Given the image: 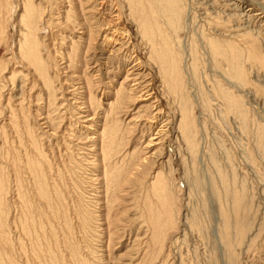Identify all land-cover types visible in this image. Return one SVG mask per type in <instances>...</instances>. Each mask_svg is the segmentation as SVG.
<instances>
[{
  "label": "rangeland",
  "instance_id": "1",
  "mask_svg": "<svg viewBox=\"0 0 264 264\" xmlns=\"http://www.w3.org/2000/svg\"><path fill=\"white\" fill-rule=\"evenodd\" d=\"M179 3L184 98L127 0H0V264H264V0Z\"/></svg>",
  "mask_w": 264,
  "mask_h": 264
},
{
  "label": "bare ground",
  "instance_id": "2",
  "mask_svg": "<svg viewBox=\"0 0 264 264\" xmlns=\"http://www.w3.org/2000/svg\"><path fill=\"white\" fill-rule=\"evenodd\" d=\"M72 1V0H71ZM116 1V0H115ZM129 1V2H128ZM137 1H139V0H137ZM136 0H127V3L129 4V10H130V16H131V18L134 20V21H132L133 23H135L136 24V28L138 29V31H139V33L141 34V36H142V39L149 45V49H150V55H149V59L151 60V63H152V61H154V63H155V65L157 66V69H158V75H160L159 77H161V80L163 81V84L165 85V87L167 88V92H170V93H172L173 95H174V97L175 96H177V95H180V98H184L183 97V95H182V97H181V94H182V92H181V89L183 90V88H181L180 89V86L178 85V82H179V80L177 79V76H176V74H175V67H176V63H177V61H178V57L176 58V57H173V55H175V54H173L172 55V53L175 51V49H177V48H171L172 46H170L169 47V43H172V42H170L171 41V39H170V41H169V43H168V34L166 33V31L163 29V24H165L166 22L167 23H169V24H172V25H174L175 23H177L178 24V18L180 17V16H182L181 15V12H182V6H184V5H180V3H179V1L178 0H149L148 2H146V9H145V7L144 8H142L141 7V5L139 6V4L140 3H138ZM141 1V0H140ZM162 1H164L163 3V5L160 7V2H162ZM124 2V1H123ZM184 2V1H183ZM81 3V2H80ZM84 3V2H83ZM73 4V3H72ZM126 4V3H125ZM30 5H32V4H30ZM80 5V4H79ZM249 5V4H248ZM74 6V5H73ZM252 6V5H251ZM255 6V5H254ZM33 7V6H32ZM40 7V6H39ZM253 7V6H252ZM255 8L256 7H254L253 9L255 10ZM36 9V8H35ZM80 9H81V7H80ZM84 9V8H83ZM24 10V9H23ZM28 10V9H27ZM82 10V9H81ZM81 10H79V11H81ZM161 10H163L162 12H164V14H160V16L161 17H163V19H165V21L166 22H163L161 19H160V17H158L159 16V13L161 12ZM183 10H184V8H183ZM249 10V9H248ZM251 10V9H250ZM258 10V9H257ZM10 11V10H9ZM32 11V10H31ZM74 11V10H73ZM120 11V10H119ZM25 12H27V11H25ZM34 12V11H33ZM129 12V11H128ZM83 12L81 11V15H83L82 14ZM99 13V12H98ZM182 13H184V12H182ZM27 14V13H26ZM33 13H31V15H32ZM34 14H36V13H34ZM114 14V13H113ZM119 14V13H118ZM125 14V13H124ZM260 14V13H259ZM31 15H29V22L30 23H32V22H34L33 21V16H31ZM103 15V14H102ZM115 15H117V14H115ZM250 15V14H249ZM256 15H258V14H256ZM84 16V15H83ZM88 16V18H89V15H87ZM91 16V15H90ZM94 16V15H93ZM113 16V15H112ZM120 16V15H119ZM264 16V15H263ZM22 17V16H21ZM78 17V16H77ZM115 17V16H114ZM117 17V16H116ZM123 17V16H122ZM261 17V16H260ZM25 18V17H24ZM84 18V17H83ZM93 18V17H92ZM101 18V17H100ZM103 18V17H102ZM106 18V17H105ZM108 18V17H107ZM110 18H111V16H110ZM118 18V17H117ZM243 18V17H242ZM80 19V18H79ZM130 19V18H129ZM85 20V19H84ZM99 20V19H98ZM110 20V19H109ZM113 20V19H112ZM117 20V19H116ZM47 21V20H46ZM105 21V20H104ZM108 21V20H107ZM120 21V20H119ZM3 22V21H2ZM28 22V21H27ZM28 22V24H30ZM86 22V21H85ZM112 22V21H111ZM117 22V21H116ZM121 22V21H120ZM162 22H163V24H162ZM180 22V21H179ZM26 23V22H25ZM35 23V22H34ZM39 23V22H38ZM99 23V22H98ZM97 23V24H98ZM101 23V22H100ZM108 23V22H107ZM8 24V23H7ZM84 24V23H83ZM88 24V23H87ZM90 24H93V22H91ZM104 24V23H103ZM110 24V23H109ZM112 24V23H111ZM129 24V23H128ZM176 24V25H177ZM32 25H34V24H32ZM75 25V24H74ZM107 25V24H106ZM114 25H116L115 23H114ZM113 25V26H114ZM118 25V24H117ZM30 26V25H29ZM87 26V25H86ZM100 26V25H99ZM120 26V25H119ZM118 26V27H119ZM25 28H26V24H25V26H24ZM38 27V26H37ZM82 27H84V26H82ZM89 27V26H88ZM95 27V26H94ZM103 27V26H102ZM107 27V26H106ZM115 27V26H114ZM124 27V26H123ZM167 27V26H166ZM113 28V27H112ZM111 28V29H112ZM169 28V27H168ZM1 29V28H0ZM4 29V28H3ZM33 29V28H32ZM37 29V28H36ZM35 29V30H36ZM117 29V28H116ZM115 29V30H116ZM172 29V28H171ZM110 30V29H109ZM114 30V31H115ZM170 30V29H169ZM176 30V29H175ZM4 31V30H3ZM26 31V30H25ZM116 31H118V30H116ZM136 31V30H135ZM171 31V30H170ZM169 31V32H170ZM0 32H1V30H0ZM31 32H33V31H31ZM87 32V31H86ZM99 32V31H98ZM120 32H121V29H120ZM120 32H119V34H120ZM29 33V32H28ZM89 33V32H88ZM87 33V34H88ZM110 33H112V32H110ZM32 34V33H31ZM31 34H29V35H31ZM106 34V33H105ZM123 34V33H122ZM27 35V34H26ZM114 35V34H113ZM125 35V34H124ZM174 35V34H173ZM22 36V35H21ZM89 36H91V35H89ZM96 36H98V35H96ZM116 36V35H115ZM94 37V36H93ZM102 37H104V36H102ZM108 37V36H107ZM119 37H122V36H119ZM177 37V36H176ZM111 38H114V37H112V35H111ZM127 38V37H126ZM169 38H170V36H169ZM20 39V38H19ZM28 39V38H27ZM25 37L23 38V41L24 42H22V46L23 47H25L26 45H30V46H32V43L30 44V41L29 40H27ZM128 39V38H127ZM126 39V40H127ZM91 40V39H90ZM96 40V39H95ZM106 40V39H105ZM114 40V39H113ZM118 40V39H117ZM173 40V39H172ZM209 40H210V38H209ZM208 40V43H209V45H210V51H211V53L212 54H215V55H218V54H220V44L217 42V41H209ZM220 40V39H219ZM35 41V40H34ZM110 41V40H109ZM112 41V40H111ZM90 42V41H89ZM106 42H107V40H106ZM174 42V41H173ZM204 42V41H203ZM220 42V41H219ZM20 43V42H19ZM18 43V44H19ZM36 43V42H35ZM95 43V42H94ZM104 43V42H103ZM112 43V42H111ZM121 43V42H120ZM90 44V43H89ZM98 44V43H97ZM108 44V43H107ZM113 44V43H112ZM115 44V43H114ZM176 44H177V42H176ZM206 44H207V42H206ZM25 45V46H24ZM37 45V44H36ZM39 45V44H38ZM37 45V46H38ZM93 45V44H92ZM121 45V44H120ZM132 45V44H131ZM173 45V44H172ZM175 45V44H174ZM208 45V46H209ZM106 46V45H105ZM223 46V45H222ZM221 46V47H222ZM21 47V46H20ZM27 47V46H26ZM93 47H95V46H93ZM119 47V46H118ZM143 47H144V45H143ZM18 48H19V46H18ZM33 48H36V47H31V48H29V50H27V52L26 53H24L25 55L24 56H26L27 57V59H29V61H30V63L31 64H34L35 65V67H37V68H39V62H38V57L36 58V54H35V52H32V50H33ZM38 48V47H37ZM113 48V47H112ZM121 48V47H120ZM95 49V48H94ZM97 49V48H96ZM99 49V48H98ZM97 49V50H98ZM117 49V48H116ZM127 49V48H126ZM131 49V48H130ZM133 49V48H132ZM222 49H223V47H222ZM24 50V49H23ZM104 50V49H103ZM128 50V49H127ZM179 50H181V49H179ZM224 50V49H223ZM229 50H231V49H229ZM234 50V49H233ZM20 51V50H19ZM18 51V52H19ZM22 51V50H21ZM99 52H100V50H99ZM104 52V51H103ZM178 52V51H177ZM194 52V51H193ZM224 52V51H223ZM22 53V52H21ZM21 53H19V54H21ZM111 53V52H110ZM116 53V52H115ZM184 53V52H183ZM189 53V52H188ZM187 53V54H188ZM225 53V52H224ZM232 53V52H231ZM240 53V52H239ZM100 54V53H99ZM112 54H114V53H112ZM177 54V53H176ZM193 54V53H192ZM204 54V53H203ZM209 54H210V52H209ZM228 54V53H227ZM22 55V54H21ZM40 55V54H39ZM180 55V54H179ZM189 55H191V53L189 54ZM20 56V55H19ZM18 56V57H19ZM108 56V55H107ZM114 56L115 55H113V58H114ZM123 56V55H122ZM131 56V55H130ZM178 56V55H177ZM182 54H181V57L180 58H182ZM192 56V55H191ZM211 56V55H210ZM221 56V55H220ZM227 56V55H226ZM225 56V57H226ZM231 56V55H230ZM22 57V56H21ZM118 57V56H117ZM124 57V56H123ZM134 57V56H133ZM184 57V56H183ZM216 57V56H215ZM222 57V56H221ZM108 58V57H107ZM110 58V57H109ZM112 58V57H111ZM110 58V59H111ZM189 58V57H188ZM198 58V57H197ZM212 58H214V57H212ZM227 58H229V57H227ZM133 59V58H132ZM191 59H192V57H191ZM194 59V58H193ZM235 59V58H234ZM106 60V59H105ZM118 60V59H117ZM121 60V59H120ZM124 60V59H123ZM128 60V59H127ZM140 60V59H139ZM232 60V59H231ZM22 61H24V59L22 60ZM106 61H108V59L106 60ZM105 61V62H106ZM27 62V61H26ZM109 62H110V60H109ZM112 62V61H111ZM141 62V61H140ZM147 62V61H146ZM180 62V61H179ZM29 63V64H30ZM41 63H43V62H41ZM103 63H104V61H103ZM108 63V62H107ZM130 63V62H129ZM137 63V62H136ZM139 63V62H138ZM149 63V62H148ZM154 63H153V65H154ZM190 63V62H189ZM188 63V64H189ZM192 63V62H191ZM28 64V63H27ZM28 64V65H29ZM85 64V63H84ZM141 64V63H140ZM145 64V63H144ZM193 64H194V62H193ZM132 65V64H131ZM134 65V64H133ZM132 65V66H133ZM44 66V65H43ZM98 66H99V64H98ZM106 66V64L104 65V67ZM110 66H112V65H110ZM126 66V65H125ZM135 66V65H134ZM145 66V65H144ZM2 67V66H1ZM29 67H31V65L29 66ZM33 67V66H32ZM35 67H33L34 69H35ZM45 67V66H44ZM104 67L102 68V69H104ZM109 67V66H108ZM130 67V66H129ZM142 67V66H141ZM32 68V69H33ZM106 68V67H105ZM114 68V67H113ZM150 68V67H149ZM152 68V67H151ZM101 69V68H100ZM126 69V68H125ZM130 69V68H129ZM136 69V68H135ZM178 69H179V67H178ZM177 69V70H178ZM109 70V69H108ZM107 70V71H108ZM140 70V69H139ZM38 71H39V69H38ZM106 71V72H107ZM180 71V70H179ZM14 72V71H13ZM35 72V71H34ZM127 72V71H126ZM132 72V71H131ZM155 72V71H154ZM178 72V71H177ZM130 73V72H129ZM138 73V72H137ZM153 73V72H152ZM180 73V72H179ZM14 74V73H13ZM101 74V73H100ZM133 74V73H132ZM144 74V73H143ZM131 75V74H130ZM147 75V74H146ZM111 76V75H110ZM137 76V75H136ZM150 76H151V74H150ZM149 76V77H150ZM44 77V76H43ZM140 77V76H139ZM145 77V76H144ZM85 78H86V76H85ZM99 78V77H98ZM131 78V77H130ZM155 78V77H154ZM158 78V77H157ZM43 80V79H42ZM50 80V79H49ZM147 80H148V77H147ZM189 80V79H188ZM44 81V80H43ZM88 81V80H87ZM87 81H84L85 82V84H86V82ZM133 81V80H132ZM151 81V80H150ZM156 81H158V80H156ZM144 82H146V81H144ZM152 82V81H151ZM159 82H161V81H159ZM43 83H45V82H43ZM51 83V82H50ZM102 83V82H101ZM122 83V82H121ZM123 83H125L124 82V80H123ZM137 83H139V81L137 82ZM181 83V82H180ZM2 84V83H1ZM46 84V83H45ZM90 84V83H89ZM129 84V83H128ZM160 84V83H159ZM182 84V83H181ZM99 85H100V83H99ZM132 85V84H131ZM137 85V84H136ZM153 85V84H152ZM44 86V85H43ZM83 86V85H82ZM103 86V85H102ZM126 86V85H125ZM163 86V85H162ZM122 87V86H121ZM142 87V86H141ZM164 87V86H163ZM84 88V87H83ZM86 88H88V87H86ZM130 88V87H129ZM134 89V88H133ZM138 89V88H137ZM153 89V88H152ZM88 90L89 91H91V88L89 89L88 88ZM120 91H119V93L121 94V90L122 89H119ZM151 90V87H150V89H148V87H142V88H140L139 89V91L137 92L138 93V95L135 97L136 98V100H137V102L139 101H149L151 98L153 99V97H152V91H150ZM88 91V92H89ZM104 91H105V89H104ZM129 91H133V90H130L129 89ZM185 91V90H184ZM116 92V91H115ZM122 92H124V90L122 91ZM130 93V92H129ZM136 94V93H135ZM154 94H156V93H154ZM177 94V95H176ZM90 95V94H89ZM116 95V94H115ZM2 96V95H1ZM132 96V95H131ZM171 96V95H170ZM23 97V96H22ZM116 97V96H115ZM126 98H127V95L125 96ZM221 97V96H220ZM125 98V99H126ZM177 98V97H176ZM175 98V99H176ZM8 99V98H7ZM133 99V98H132ZM131 99V100H132ZM157 99V98H156ZM159 99V98H158ZM32 100V99H31ZM134 100V99H133ZM135 100V101H136ZM230 100H231V102L233 103V106L234 105H236L234 108H237V105H238V103L234 100V98H231L230 97ZM229 100V101H230ZM127 101H130V99L128 100L127 99ZM151 101V100H150ZM23 102V101H22ZM124 102V101H123ZM126 102V101H125ZM122 103V102H121ZM128 103V102H127ZM130 103V102H129ZM133 104L135 103V102H132ZM156 103H157V101H156ZM231 103V104H232ZM21 104V103H20ZM123 104V103H122ZM131 104V103H130ZM150 104V103H149ZM153 104H154V102H153ZM152 104V105H153ZM114 105V104H113ZM118 105H119V102H118ZM127 105V104H126ZM158 106V105H157ZM231 106V105H230ZM232 106V107H233ZM85 107V106H84ZM125 107H127V106H125ZM119 108V107H118ZM123 108V107H122ZM158 108V107H157ZM233 108V109H234ZM85 109V108H84ZM120 109V108H119ZM154 109V108H153ZM177 109H180V108H177ZM126 110V109H125ZM155 110V109H154ZM180 110H182V108L180 109ZM188 110V109H187ZM187 110H186V112H187ZM112 111H113V109H112ZM115 111V110H114ZM118 111V110H117ZM184 111V110H183ZM122 112V111H121ZM123 112H124V110H123ZM158 112H159V110H158ZM156 113H157V110H156ZM181 113H183V112H181ZM48 114V113H47ZM115 114V113H114ZM116 115V114H115ZM118 116V115H117ZM154 116V115H153ZM166 116V115H165ZM184 116H187V115H184ZM116 117V116H115ZM122 117V116H121ZM166 118V117H165ZM183 118V117H182ZM113 119V118H112ZM156 119V118H155ZM183 120V119H182ZM87 121V120H86ZM116 122V121H115ZM156 122V121H155ZM166 123V122H165ZM167 123H169V122H167ZM114 124V123H113ZM164 124V123H163ZM162 124V125H163ZM183 124V123H182ZM181 125V124H180ZM161 126V125H160ZM159 126V127H160ZM186 126V125H185ZM188 126V125H187ZM186 126V127H187ZM162 127V126H161ZM164 127V126H163ZM166 128V127H165ZM188 128V127H187ZM105 129V128H104ZM164 129V128H163ZM182 130V129H181ZM185 130V129H184ZM187 131H189L188 129H186ZM157 131V130H156ZM184 132V131H183ZM186 132V131H185ZM101 133V132H100ZM158 133H160V129L158 130V132H155V135L156 136H153L152 138H148V142H147V144L149 145V146H153V145H155V144H157V143H159L161 140L158 138ZM163 133V132H162ZM185 134V133H184ZM183 134V135H184ZM104 135V134H103ZM163 135V134H162ZM185 136V135H184ZM94 137V136H93ZM186 139H187V137H186ZM185 139V140H186ZM189 139V138H188ZM156 140V141H155ZM160 140V141H159ZM155 141V142H154ZM159 141V142H158ZM187 144H188V142H186ZM189 143H190V141H189ZM147 146V145H146ZM96 151V150H95Z\"/></svg>",
  "mask_w": 264,
  "mask_h": 264
}]
</instances>
